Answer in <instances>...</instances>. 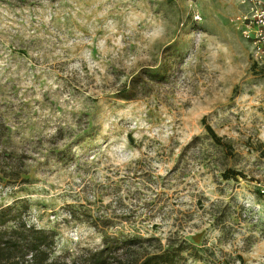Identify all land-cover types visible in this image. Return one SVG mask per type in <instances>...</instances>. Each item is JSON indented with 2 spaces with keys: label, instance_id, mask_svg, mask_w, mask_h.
Returning a JSON list of instances; mask_svg holds the SVG:
<instances>
[{
  "label": "rangeland",
  "instance_id": "rangeland-1",
  "mask_svg": "<svg viewBox=\"0 0 264 264\" xmlns=\"http://www.w3.org/2000/svg\"><path fill=\"white\" fill-rule=\"evenodd\" d=\"M237 3L0 0V169L25 178L0 177L1 227L52 233L63 259L105 233L181 237L200 256L184 264H264V70ZM141 70L155 79L116 98Z\"/></svg>",
  "mask_w": 264,
  "mask_h": 264
},
{
  "label": "trees",
  "instance_id": "trees-1",
  "mask_svg": "<svg viewBox=\"0 0 264 264\" xmlns=\"http://www.w3.org/2000/svg\"><path fill=\"white\" fill-rule=\"evenodd\" d=\"M155 76V73L147 70L139 71L122 84L115 93V97L121 100L133 99L135 93L143 88L144 80H153ZM202 124L204 136L212 141L217 152L223 157L231 154L230 141L216 135L203 119ZM3 138L4 136L1 139ZM197 138L198 136H193L190 142ZM0 174L1 178L5 177L8 181L16 178L25 180L20 177L19 172L12 170L0 169ZM219 174L222 179L236 178L240 175L228 167H223ZM6 209V207L0 208V264H184L187 256L200 257L197 253L199 249L181 237L166 236L161 243L156 237L118 238L105 233L102 234L100 246L95 249L67 259L60 256L51 257L52 233L35 228L32 224H26L20 219L16 220L13 227H1L8 220L14 219L12 216L5 215ZM102 227L103 225L100 228ZM151 242L155 243L149 251L147 246H150ZM143 243L146 245H142ZM235 258L238 263L242 260L240 255H236Z\"/></svg>",
  "mask_w": 264,
  "mask_h": 264
},
{
  "label": "built area",
  "instance_id": "built-area-1",
  "mask_svg": "<svg viewBox=\"0 0 264 264\" xmlns=\"http://www.w3.org/2000/svg\"><path fill=\"white\" fill-rule=\"evenodd\" d=\"M238 4L242 9L233 17L234 22L248 44L252 63L264 70V0H238ZM193 18L198 20L199 15ZM258 191L264 195V186L258 185Z\"/></svg>",
  "mask_w": 264,
  "mask_h": 264
},
{
  "label": "crops",
  "instance_id": "crops-1",
  "mask_svg": "<svg viewBox=\"0 0 264 264\" xmlns=\"http://www.w3.org/2000/svg\"><path fill=\"white\" fill-rule=\"evenodd\" d=\"M237 2H238V0H237ZM237 5L239 6V8H238V10H237V13L239 12V11H241V9H242V7L237 3ZM236 13V14H237Z\"/></svg>",
  "mask_w": 264,
  "mask_h": 264
}]
</instances>
